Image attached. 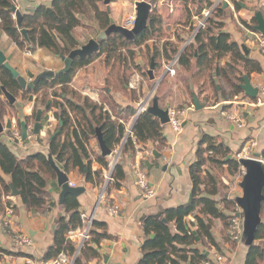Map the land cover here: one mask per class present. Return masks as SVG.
I'll return each instance as SVG.
<instances>
[{"label": "trees", "instance_id": "trees-1", "mask_svg": "<svg viewBox=\"0 0 264 264\" xmlns=\"http://www.w3.org/2000/svg\"><path fill=\"white\" fill-rule=\"evenodd\" d=\"M115 1L112 0V3ZM157 1L159 0H152L151 3L154 4ZM230 1L236 10L241 9V0ZM104 2L105 0H52L49 5H39L33 12L24 14L22 19V29L28 31L29 43H27L11 12L16 5V0H0V34L7 35L22 52L35 53L37 50L43 49L57 57L68 56L73 50L80 48V44L74 37L75 30L81 26L80 15L87 16L90 11H93L102 31L110 26V17L103 7ZM181 2L189 16L194 12L189 7L192 3L195 6L194 15L203 19L204 11L210 10L213 6L212 0H181ZM223 12L222 6L213 14L214 19L213 16L208 19L206 26L196 33L193 41L186 46L181 54L180 44L166 42L163 45L167 61L173 60L180 54L178 66L190 71L193 69V61H196V77L201 80L207 75L209 76L216 98L210 106L220 102L218 97L220 91L213 76L214 72L217 74L216 77H222L233 87L235 94L242 93L245 76L262 72L261 65L246 57L241 47L231 40L230 35L223 32V23L216 20L223 15ZM252 24H258L256 17L252 19ZM246 25L255 29L247 23ZM162 32V18L152 12L149 29L137 36L134 41L126 40L120 34H112L102 42L99 53L85 59H77L71 73L52 81L44 80L34 90L23 91L12 74L0 66V88L5 87L16 99L20 95L23 98L27 95H44L43 101L45 102L48 90L59 89L61 93L57 98L62 102L54 101L46 110L57 109L58 112L54 116L56 119L62 120L64 124L61 134L49 142V150L46 154L40 152L19 159L9 145L0 141V170L10 178V182H8L0 174V216H3V219L9 208H12L15 214L14 203L3 200L4 196L6 198L13 197L11 183L22 192L20 197L28 212L34 211L36 214L43 215L56 207V204L48 196V181L57 179V174L51 167L48 155L55 158L58 166L67 175L78 170L85 177L87 184L102 188L105 184L103 170L109 172L111 163L109 157L104 158L99 155L93 159L91 141L97 139L98 128L102 129L104 141L113 154L120 147L122 156L128 157L136 154V148L140 144L154 143L155 147L164 145V127L158 118L147 112H143L136 119L137 111L134 107L128 106L122 111V108L116 104L109 93L108 105L94 102L91 99H85L79 103L69 99L68 96L69 85L76 72L88 67L102 56H106L108 67H113L119 62L125 72L128 68L139 71L140 67L135 63V49L145 46L149 54L151 53V62L154 61L157 67L156 62L161 53L156 45L151 49L148 44L151 41L159 40ZM183 41L184 39L179 37L178 42ZM224 59L228 60L222 66L221 62ZM125 76L121 75L117 79L126 84ZM143 76L148 77L145 73ZM232 76L235 77L237 83L233 81ZM136 92L132 91L129 95H134ZM0 93L3 95L1 89ZM131 98L134 103L139 104L143 98L142 91L137 93L136 97ZM4 115L0 110V120ZM130 118H135V122L132 127L133 135L128 136ZM22 122H25L29 127L28 119L19 121L20 131ZM10 135L12 136V131H9L8 136ZM160 150L158 148V151ZM230 156L231 151L228 148L220 145L212 137L203 136L197 151V162L189 170L193 185L191 200L186 205L164 210L160 213L159 218L149 216L144 220L145 239L141 246L142 258L139 264H205L210 257L207 251L201 250L197 246H204L206 240L211 247L217 251L221 250L211 232L213 225L219 221L229 231L237 204L234 200L224 197L221 201L215 199L220 194V183L212 169L226 168L231 177L242 175L244 170L241 165L237 160L229 159ZM93 160L102 167V170L93 171ZM262 160L264 162V152ZM125 180V170L117 162L112 172V182L108 184L106 193L110 186L116 189L121 188ZM80 207L78 198L73 195L66 197L62 207L63 214L56 222L57 230L53 243L47 248L44 256L40 259L41 261L49 262L65 256L68 259H75L74 264H89L93 260L101 259V240L112 237L105 233L107 226L98 221L93 224L92 235L97 237L92 240L94 244L91 245L92 241L86 243L79 255L75 257L77 245L70 242L69 235L81 231L84 227ZM262 220L263 223L259 226L256 235V241L259 243L247 251L244 264H264V247L262 245L264 244V202L262 204ZM4 227L6 228V225ZM0 254L10 255L12 253L0 244ZM16 254L20 257L32 258L31 255L25 253Z\"/></svg>", "mask_w": 264, "mask_h": 264}, {"label": "crops", "instance_id": "crops-1", "mask_svg": "<svg viewBox=\"0 0 264 264\" xmlns=\"http://www.w3.org/2000/svg\"><path fill=\"white\" fill-rule=\"evenodd\" d=\"M51 1L52 0H16V6L23 14H26V10H35L41 4L49 5ZM146 1L149 3L152 2V0H117L111 4L112 7L110 6L112 10V17L116 22H122L124 14L119 13L121 9L118 7L128 9L126 11L129 15L127 20L131 17H135V3ZM168 1L170 2L169 5L171 6L172 11H175V2H180V0ZM162 2L164 3L165 0H159L158 5ZM212 2H214V0H212ZM227 2L229 6L227 8L223 6V15L218 17L216 20L224 24L223 32L228 33L231 40L236 42L241 47L243 54L249 59L257 61L261 65L262 72L253 73L250 76H247L251 80L252 86L259 89L258 98L251 99L247 97L243 90L242 93L235 94L233 87L222 77H216L217 74L214 72V78L225 81L228 88L226 89V93L218 95L220 99L218 104H215L214 106L204 104V101L200 98V94L198 93V86L193 82L194 77L198 80V82L201 81L195 74L196 61H193V68L195 70L193 78L184 80L181 78L176 82H172L174 71L171 73L167 71V66H169V64L176 58H179V55L183 52L186 46L182 47L180 54L177 57L171 61H167L164 56L165 53L162 46L163 42L160 45L162 40L161 37L159 40L149 42L148 45L151 49L156 45L161 53V56L156 62L157 67L155 64V79L151 80L147 72L146 74L148 75L149 80L143 81V73L145 72L142 71V74L139 72L141 70L140 66H142L143 63L141 62V58L139 61L136 59L135 63L140 67V70L138 71L133 68L129 75L131 76L130 84H124V89L121 92L114 91L113 88H108L109 95L114 99L116 104L122 108V111L128 106H132L136 109L137 114L139 112V108L144 102H147L146 107L150 106L149 95L152 96L154 92H157L162 84L165 86L167 85L168 88L166 89L165 96L163 97L164 99L162 98L159 101L161 108L163 100L165 104L171 103L174 106L181 104L187 105L190 103V97L192 95L193 102L191 106L186 107L187 115L183 128L180 132H175L170 124L163 126L164 145H159V147L156 146V148L154 143L140 144L136 148V154L128 157L122 156V148H118L116 151L119 155L118 162L125 170L126 180L122 183V186L119 189L110 186L106 193L104 202L98 203V197L102 191L101 187L87 184L85 182V177L78 170H74L68 175L72 186H83L86 188V193L78 198L81 205V213L87 216L94 215L95 221L104 223L107 226L105 233L112 237L111 239L101 240V259L93 260L89 264H97L99 262H106L110 264H139L142 258L141 246L145 239L143 230L144 220L149 216L160 215V213L164 210L186 205L190 202L193 185L189 170L190 167L197 162V151L203 136L212 137L220 145L228 148L231 151L230 158L235 159L236 156L244 151L253 141L256 142V147L253 149L252 157H254L255 154H260L262 156V153L264 152V99L261 97L260 88L264 85V55L258 46V39L262 34L256 30L257 25L252 24V19L257 14H261L264 18V0H241V9L239 10H236L234 4L230 0H227ZM117 5L118 7H116ZM103 7H105V5ZM189 7L192 11H194L195 6L192 3ZM206 12L207 10L204 11L203 16ZM194 13L195 11L191 16H189L191 18V22H194L198 18L194 15ZM190 18L187 22L185 18H180L177 21L181 27L186 28V26L192 25ZM79 20L81 21V26L75 30L74 37L81 47L87 44L91 39L97 38L102 29L93 11H90V14L87 16L80 15ZM172 20L173 19H171V21ZM246 23L255 29L249 28ZM162 27L164 28L162 33H167L170 37V39L165 40L167 42L179 44V42L176 41V38H186L187 34L185 33L181 34L180 32L178 35L174 36V33H170L168 30H165L168 28V25L165 24L163 18ZM176 27H178V25ZM195 27H197V25ZM174 32H176V30ZM192 41L193 37L191 38V42ZM243 47L246 48L248 54L245 52ZM139 48H145V46ZM0 49L7 56H12L11 65L16 68L21 75H23V73L28 74V72H30L31 68L28 67V62L35 67L43 66L44 69L41 70V72L47 70L58 72L64 68L60 66V64L63 65L60 57L54 56L43 49H39L35 53L27 54L26 52H22L7 35L2 33L0 34ZM227 60L228 59L222 60L221 65H225ZM178 67L183 70L184 76H190L189 72L191 70L188 71L180 66ZM87 68L88 67L85 69ZM78 77H84L85 81L88 80L86 73L81 74L78 72L76 73V76H74L75 79L72 80L69 88H71L75 81L78 80ZM204 78H202V80ZM207 79L210 80L208 75ZM233 81L236 82L235 77ZM137 83L139 84V88H137ZM187 84H189V91H187L185 87ZM203 84L205 85L204 81H202L201 85ZM218 90L221 93V89L218 88ZM49 91L52 92L53 90H48L46 92L47 98L45 102L43 101L44 95H27L25 98L20 95V97L17 98L19 103V105L17 103L19 106L17 118L22 119L24 116L26 117L25 119L30 121V119H33L35 112H38V110L43 111V119L47 116H53L55 118L54 114L58 112V110L53 108L50 112H48L45 107L50 106L54 101L62 102V100L50 96ZM132 91H137L138 94L142 91L143 98H141L139 104L132 101V98L129 95ZM194 96L198 97L200 105L203 106L201 110H197L195 108ZM62 98H64L63 95ZM69 99L71 98L69 97ZM94 100V102L98 101L96 98H94ZM36 105H38V109L33 111V108ZM232 117H240L244 124L243 128L237 127L231 120ZM129 120L128 130L135 122V118H130ZM15 126L16 124L13 125V127ZM50 130L51 129L49 127L46 128L45 125H42L39 138L37 140L35 139V141L31 143L27 141L22 143H10L9 134H5L3 136L0 135V141L9 145L11 150L19 159H23L30 155H36L40 152L46 154L49 150L48 144L50 142V137L47 142L46 138L49 136ZM28 131L34 132V125H29ZM5 139H8V141H5ZM91 148L93 149V142H91ZM158 148L161 150L158 151ZM146 149L149 150L147 151ZM154 151L160 153L161 157L159 159L153 155ZM95 158L96 157L93 156V159ZM108 159L109 162H111L110 157ZM56 164L59 165L57 162ZM92 167L94 172L102 170V167L94 160ZM139 169L146 171L149 184L156 189L157 195L155 198L146 199L142 190L138 187L137 172ZM107 173L108 171L104 169V179H106ZM0 174L3 175L8 182H10V178L5 176L1 170ZM239 177L241 178V175H237L236 177L229 176L230 184L224 182L225 185L231 187L226 195L223 196L225 199L234 200L242 195V191L239 187V182L241 181L240 179L238 180ZM48 182V196L56 204V207L43 215L36 214L34 211L28 212L22 203L21 197H3L4 201L13 202L15 207V214L10 219V229L15 232L27 234L34 240V246L32 248L15 250L13 248L12 239L4 227L5 221L3 216H0V244L4 249L12 253L10 255L17 256L18 261L16 264H21L25 259L29 258L20 257L16 253H25L27 255H31L32 258L34 257L33 259L40 260L44 256L47 248L53 243V226L56 225L60 214H63V209L59 206V199L62 190L58 185L57 179H50ZM220 196L221 192L215 199L219 201ZM112 206H118L120 208V215L113 216L109 214V208ZM219 226L225 230L221 222H219ZM79 232H76L73 238H70L69 235L70 242L75 243L76 245L80 244V239L77 237ZM227 233H229V231ZM213 236L218 242L220 248L225 249L224 245L221 243L222 240L219 239L218 236ZM93 244L94 243L92 241L91 245ZM9 247H11V249H8ZM197 247L201 249V245ZM203 250L207 251L210 258L213 257L215 253L219 252L213 247L210 250ZM223 254L230 257L233 264H244L247 252L243 255L241 254L242 257H239L238 260L236 259V254L229 252V250H226ZM0 256L4 255L0 254Z\"/></svg>", "mask_w": 264, "mask_h": 264}, {"label": "water", "instance_id": "water-1", "mask_svg": "<svg viewBox=\"0 0 264 264\" xmlns=\"http://www.w3.org/2000/svg\"><path fill=\"white\" fill-rule=\"evenodd\" d=\"M112 0H105L104 5L106 6L107 13L110 17V26L105 30L101 31L99 36L96 39H91L87 44L81 46L80 48L73 50L68 56H60V59L64 63V68L58 72L47 70L41 72L38 75H35L31 72H28V77L32 81H29L21 75V73L11 65L12 56H7L0 49V66H3L7 71H9L13 78L19 83L23 91L34 90L42 81L48 80L52 81L56 78L69 74L73 71L74 65L77 59H85L92 57L96 53L100 52L101 44L104 40L107 39L112 34H120L128 41H134L137 36L142 34L144 31L149 29V20L152 13V5L148 2H137L135 3L136 7V23L133 29H128L123 25L116 23L112 17L111 5ZM224 7L229 6L228 2H224ZM11 12L15 15L18 28L21 30V34L24 40L29 43L28 31L22 29V19L24 14L22 11L14 5ZM33 12V9L26 10V13ZM257 26L256 30L264 36V18L261 14H257ZM245 52L248 54V51L243 47ZM154 70L155 63L152 62L148 75L151 80H154ZM244 84L242 85V90L245 95L251 99H257L259 95V89L252 86L251 80L246 76L244 77ZM4 97L9 102V105L13 106L16 103V98L11 95L5 87L0 88ZM194 106L197 110L203 108L200 105V101L197 96H194ZM141 107L146 108L145 112L152 115L155 118H158L162 126L170 124V110L162 109L159 105L158 99L154 98L152 104L146 107V104L141 105ZM42 118L43 111L38 110L35 117L34 125V134L35 139L37 140L41 133L42 128ZM63 121H60V127L54 135L50 137V141H53L58 135L61 134L63 128ZM13 128L11 120L7 121V125L4 128L0 120V135L8 134ZM22 136L23 139L27 140L28 137V127L25 122H22ZM97 141L101 151V155L104 158L111 157L113 155L112 151L108 148L106 142L104 141L102 135V129H97ZM153 155L159 159L161 157L160 153L154 151ZM49 162L51 167L57 174V182L62 192L60 194L59 206L63 207L65 204L66 197L68 195H73L76 198L81 197L86 193V188L83 186L74 187L70 183L69 176L56 164L52 155H48ZM230 159V157H229ZM242 169L244 170V176L242 181L239 182V187L242 191V195L235 198L237 206L242 210L241 216L243 217V239L247 249H251L258 245L256 241V235L259 229V226L263 223L262 220V204L264 202V162L260 154H255L253 158L242 159L239 161ZM13 197H20L22 192L19 191L14 184H10ZM62 214H60L61 216ZM59 216V217H60ZM156 218H159V215H155ZM165 222V221H164ZM57 230V225L53 226L52 234L55 235ZM208 254V253H207Z\"/></svg>", "mask_w": 264, "mask_h": 264}, {"label": "rangeland", "instance_id": "rangeland-1", "mask_svg": "<svg viewBox=\"0 0 264 264\" xmlns=\"http://www.w3.org/2000/svg\"><path fill=\"white\" fill-rule=\"evenodd\" d=\"M146 2H148V1H146ZM158 2H156L154 4L150 3L152 5V12L160 15L164 19L165 24L168 25V28L165 30H168V32H170V33H174L173 34L174 36L178 35V33H180V32H181V34L182 33L187 34L184 41L179 43V44L181 47L189 45V43L191 42V38L194 37V33L197 30V27L199 26V23H200V21L203 20V18H199V19L197 18L198 21L195 20L194 22L193 21L191 22V18L187 14V11L185 10L183 4L181 3V0H180V2L179 1L175 2L176 3L174 5L175 11L174 10L172 11L171 6L169 5L170 2L168 0H165L164 3L162 2L159 5H158ZM110 6L112 7V5H110ZM116 7H118V5ZM176 7H177V10H176ZM104 8L106 9V6ZM118 8L121 9L119 11V13L124 14V17H123L122 22H116V23L119 25H123L125 23V21L127 20V18L129 17L128 12L126 13V11L128 9L121 8V7H118ZM180 18H185L186 22L189 21V18H190V22L192 23V25L186 26V28H187V30H186V28L181 27L177 21ZM212 18L214 19V15ZM171 19H173V20L171 21ZM177 25H178V27H176ZM196 25H197V27H195ZM162 29L164 31L163 27H162ZM175 30H176V32H174ZM159 37H161V39H162L160 42V45L162 44V42L164 45L167 42L165 40L170 39V37L167 33H163ZM94 39H96V38H94ZM178 39L179 38H176V41H178ZM135 52H136L137 61H139L141 58V62L143 63V65L140 66L141 67L140 68L141 70L139 71L140 74H142V71H144L145 75H147L146 73L150 70V67L152 64L151 58H150L151 53L149 54V52L147 51L146 48H137V49H135ZM105 58H106V56H102V57L98 58L97 60H95V62H93L91 65H89L87 69H85L86 68L85 67V68H82L76 72V73L79 72L81 74L86 73L88 80L85 81L84 77H82V78L78 77V80H76L75 83L73 84V86H71V88L69 89V92H68V96L73 101L82 103L83 100H85V99H91L92 101H95L94 98H96L98 100L96 102L105 103L108 105V88H113L114 91H117V92L118 91L121 92L124 89V86H123L124 84L122 83V81L118 80L117 78H120L121 75H126L125 79L127 80V84L128 83L130 84V80H131L130 77L131 76H129V75H130L131 71L133 70V68H128L125 72V69L121 66L122 64L119 62H117L113 67H111V66L108 67V65L106 64ZM62 63H63V61H62ZM27 65L29 68H31L30 72L34 73L35 75H38L41 72V70L44 69L43 66L35 67L30 62H28ZM60 66H62V68H63L64 63H63V65L60 64ZM173 67L174 68L172 71H174V73H173L172 82H176L181 78H183V80L193 78V74L195 71L194 68L189 72L190 76H184L183 70L178 67L177 63ZM23 76L29 81V83H31L27 73L26 74L23 73ZM75 76H76V74H75ZM232 78L234 79L233 76H232ZM74 79L75 78H73V80ZM148 80H149L148 77L143 76V81H148ZM193 80H194L193 82L196 83V85L198 86V93L200 94V98H202V100L204 101V104L212 105L215 101V97H214L215 93H214L213 87L211 86L210 80L207 79V76L203 80L201 79L200 82H198V80L195 77ZM202 81H204L205 85L204 84L201 85ZM216 83L218 85V88L221 89V93L219 95H223L224 93H226V91H227L226 89L228 88L227 83L225 81L220 80V79H216ZM137 85H138L137 88H139L138 83H137ZM185 87H186L187 91H189V84H187ZM167 88H168L167 85L165 86L162 84V86L160 87V89L157 92H154V94H152V96L149 95L150 96L149 97L150 98L149 105L152 104V100L154 98H156V99H158V101H160V99H162L165 96ZM49 93H50V96H53L54 98L56 97V99H58L57 97L60 95L61 91L59 89H56V90H53L52 92L49 91ZM136 96H137V92L134 95L131 94V97H136ZM190 99H191L190 103H188L187 105L181 104L178 106H174L171 103L165 104V102L163 100L162 108L163 109H169V110L175 109V110H180V111H186L187 110L186 107L192 105V102H193L192 95H191ZM17 103H18V100H16V103L13 106L9 105V102L6 100L4 95H1V93H0V110L3 114H5L1 118V122H2L3 127L4 128L6 127L8 120H11V121L13 120L12 121L13 125L16 124V126H17V128L15 126L11 130L12 136L10 135V140H9L10 143H13L11 138L13 137L14 133L20 131L19 126L17 125V122H19L22 119L25 120V118H26L24 116L22 119L17 118L18 107H19L18 106L19 103H18V105H17ZM36 109H38V105H36L33 108V111L34 110L36 111ZM45 109H47V107H45ZM107 109H108V106H107ZM48 112H50V111H48ZM36 113H37V111L35 112V114ZM46 114H49V113H46ZM49 117L50 116H47L46 118H44L45 120L42 118V125H45L46 128L49 127L51 129L49 136L46 138V142L49 141V137L54 135L60 127V120L59 119H55L53 116L50 118ZM29 125L30 126L35 125V117L33 119H30ZM3 135H5V134H3ZM5 141H8V139H5ZM91 142H93V149L92 150L94 153V157H96L97 155L101 156V151H100L97 139H92ZM146 150L148 151L149 149H146ZM118 158H119L118 152H115L110 157V159H111L110 163L111 164L115 163L118 160ZM212 172L220 183L221 196L219 198V201H221L223 196L226 195V193L231 189L230 186L224 184V182L230 184V178H229L230 175L227 173L226 168H215V169H212ZM239 179L242 181L243 176L241 178L239 177L238 180ZM6 230H7L8 235L12 238L11 230L8 227H6ZM227 232H228L227 228H225V230H224V229H222L221 226H219V221H216L214 223L213 230H212L213 235L218 236V238L222 240L221 243L224 245L225 249L229 250V252H231V253H235L236 259L238 260L239 257H242V255L248 251V249L245 246V243L243 241L244 239H242V240L234 239ZM257 243H259V242H257ZM262 245L264 247V244H262ZM211 248L212 247L207 240L205 241L204 246H201V249L210 250ZM8 249H11V247H9ZM225 249L221 248L219 253L220 254L225 253L226 252ZM17 259L18 258L16 255L0 256V264H16V262L18 261Z\"/></svg>", "mask_w": 264, "mask_h": 264}, {"label": "built area", "instance_id": "built-area-1", "mask_svg": "<svg viewBox=\"0 0 264 264\" xmlns=\"http://www.w3.org/2000/svg\"><path fill=\"white\" fill-rule=\"evenodd\" d=\"M31 1H36V0H31ZM225 1H227V0H214L213 6L211 7V9L209 11H207L204 14V19L199 23V26L194 33V36L196 35V33L201 28L206 26L208 19L210 17H212V15L219 8H221L223 6ZM14 18H15V15H14ZM135 23H136V16L131 17L130 19L125 21L123 26H125L128 29H133L135 26ZM258 46H259L260 51L264 55V36H262V35L258 39ZM177 62H178V58H176L174 61H172L169 64V66H167V71L169 73L172 72L173 66ZM260 92H261V97L264 99V85L260 88ZM143 104H147V102H144ZM145 109L146 108H144V107L139 108V112L136 115V119L140 114L145 112ZM185 118H186V111H180V110H175V109L170 110V125L175 132H180L182 130ZM231 120L234 122V124H236L237 127L243 128L244 124H243V121L240 117H232ZM132 127H133V124L127 132L128 136L133 135ZM11 139L13 142H21L22 143V142L27 141V142L31 143V142L35 141V134L32 131L31 132L28 131V137H27V140H25V139H23L22 132L18 131V132L14 133V135ZM255 147H256V142L255 141L251 142L250 145L244 151H242L240 154H238L235 159L239 162L242 159L253 158L252 154H253V149ZM118 157H119V155H118ZM117 162H118V160L115 163L111 164L110 171L108 172L106 179H105V184L102 187V191L98 197V203L104 202V200L106 198V190L108 188V184L112 182V172H113V169H114L115 165L117 164ZM242 176H244V171H243V174L241 175V177ZM137 185L142 190L146 199H153L156 197L157 191H156V189H154L149 184L146 171H144L142 169H139L137 172ZM120 212H121V210L118 206H112L109 208V214L110 215L118 216V215H120ZM241 214H242V210L237 206L236 213H233V221H232L231 226L229 228V234L234 239H240V240L243 239V230H244L243 229V217L241 216ZM13 216H14V210L12 208L7 209L4 221H5L6 227H8L9 229H10V219ZM81 216H82V220L84 223V227L79 232V234L77 236L80 239V244H77V253H76L75 257H77L79 255L81 249L85 246L86 243L97 238V237H94L92 235L93 224L95 222V216L94 215L87 216L85 214H82ZM10 230L12 232V238L11 239H12L13 248L15 250H22L24 248H32L34 246V240L32 238H30L27 234L15 232L12 229H10ZM74 235H75V233H71L70 238H73ZM74 261H75V259H68L65 256H61L57 260H53V261H49V262L28 258V259H25L24 262L21 264H74ZM97 264H110V263L99 262ZM205 264H233V262H232V259L230 257L226 256L225 254L224 255L220 254L218 252V253H215L213 255V257L209 258V261L206 262Z\"/></svg>", "mask_w": 264, "mask_h": 264}, {"label": "flooded vegetation", "instance_id": "flooded-vegetation-1", "mask_svg": "<svg viewBox=\"0 0 264 264\" xmlns=\"http://www.w3.org/2000/svg\"><path fill=\"white\" fill-rule=\"evenodd\" d=\"M224 6V5H223ZM209 11V10H208ZM213 16V15H212Z\"/></svg>", "mask_w": 264, "mask_h": 264}]
</instances>
